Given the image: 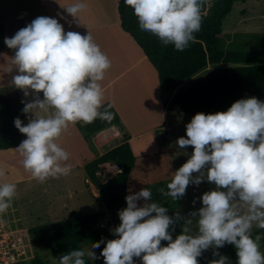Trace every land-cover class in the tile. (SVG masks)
Instances as JSON below:
<instances>
[{"label":"rangeland","instance_id":"1","mask_svg":"<svg viewBox=\"0 0 264 264\" xmlns=\"http://www.w3.org/2000/svg\"><path fill=\"white\" fill-rule=\"evenodd\" d=\"M113 1L0 0V22L13 40L4 52L0 51V93H19L31 121L48 118L42 110V101L28 94L27 87L21 85L23 80L16 82L21 77L20 67L24 70L29 66L31 57L36 65L32 69L33 74L40 76L36 82L41 97L48 92L53 99L61 97L64 109L61 114L66 111L71 114L65 120L56 119L69 141L67 153L58 141L45 146L0 151L1 183H4L0 185V200L4 223L10 231H28L29 256H38L46 264L73 263L66 254L55 256L33 245L30 229L65 221L73 211L83 214L105 212V206L99 189L90 184L89 190L85 173L78 168L80 164L91 162L99 153L93 145V138L85 136L81 130L84 122L81 121L84 118L82 106L76 111L71 110L77 102L70 100L74 101L80 93H74L73 87L57 85L48 91L43 89L49 78L57 76L55 62L56 66L58 63L70 66L71 53L76 48H90L89 31L78 27L58 33L56 40L67 49V59L48 52L49 46L40 38L53 39V32L61 24L57 18L59 14L67 21L66 26H77L82 22L89 26L88 23L94 19V52L105 51L102 55L97 54L101 61L107 59L103 55L106 53L111 63L130 66L126 83L131 88L132 97L137 94L134 91L141 92L150 85L145 74L149 75L151 69L155 72L154 83L159 81L156 69L132 39L120 30L117 2ZM214 1L208 0V3ZM122 37L131 41L133 52L120 45ZM219 46L225 51L260 52L264 49V0L234 4L232 12L224 20ZM7 51L8 54L5 53ZM108 69L113 71L112 67L108 66ZM13 83L17 87H7ZM119 86L117 83L116 93ZM102 87L94 96V105L105 100V91L100 92L104 89ZM156 98L158 104L155 106L152 102L156 100L150 96L140 101L132 98L129 107L125 103L130 98L126 99L121 112L123 124L135 136L133 146L138 160L132 179L145 183L146 192L151 197L146 204H156L155 207L161 211L155 223L181 217L186 242L200 247L206 254L231 237L232 227L239 235L255 234L264 223V131L259 105L251 103L246 109L244 122L231 132L227 144L214 149L213 138L198 134L195 117L181 111L171 112L164 104L161 105L159 94ZM246 139H251L248 146L241 148ZM6 160H11L9 177L5 171L8 167ZM63 166L66 168L60 175L58 170ZM112 172L107 173L102 168L98 173L103 184L116 173ZM57 196L61 197L58 199ZM52 198L56 199L58 206L55 216L48 213L51 212ZM39 211L42 215H34ZM101 222L117 231L115 241L123 246L126 230L117 227L107 212ZM81 253L88 264H97L101 259L100 253L89 244L83 246ZM243 264H264V245L257 244L244 250Z\"/></svg>","mask_w":264,"mask_h":264},{"label":"trees","instance_id":"2","mask_svg":"<svg viewBox=\"0 0 264 264\" xmlns=\"http://www.w3.org/2000/svg\"><path fill=\"white\" fill-rule=\"evenodd\" d=\"M236 2L247 0H216L211 5L208 0H119L117 4L120 28L156 69L168 110L195 117L198 134L213 138L214 149L227 144L253 102L261 109L264 131V49L225 51L219 46L224 20ZM5 33L0 22V51L7 46ZM94 116L81 126L85 136L93 138L112 127L120 131L102 156L85 165L106 211H73L65 221L32 228L33 245L55 256L66 254L73 264H88L81 253L85 244L108 264H168L170 257L174 264H243L244 250L264 245V223L253 235H239L230 227L231 237L209 254L186 242L181 217L155 223L161 211L156 204H146L150 195L145 183L132 179L137 159L130 132L111 103ZM58 137L52 121H30L18 93H0V151L36 147ZM107 163L121 172L103 184L98 173ZM106 212L126 230L124 247L115 248L117 231L101 226ZM25 264L46 263L35 256Z\"/></svg>","mask_w":264,"mask_h":264},{"label":"crops","instance_id":"3","mask_svg":"<svg viewBox=\"0 0 264 264\" xmlns=\"http://www.w3.org/2000/svg\"><path fill=\"white\" fill-rule=\"evenodd\" d=\"M118 1L119 0H116L117 4H118ZM115 3H114V6H115ZM59 4H61V2ZM57 18L61 22V24L59 26V29L53 32V34H52L53 39L52 38H46V37L40 38L42 43L49 46L48 52H50V53L52 52L57 56L64 57L67 59L66 56L68 55V51L63 46L62 42L56 40V37H57L58 33L61 34L63 32L74 30L73 28H78V27H79L78 29H80L82 31H89L88 37L90 39V45L91 46L88 49H82L79 47L76 48V50H74L71 53L72 60L70 62H72V65H70V66H62L60 63H58V65L56 66V62L54 61L55 62L54 65L57 69V76L55 78H49V80L46 82V84L43 85V89L48 91L57 85L58 87H63V88L73 87L75 89L74 93H80L78 95V97H74V101L70 100V102H75V103L77 102L76 105L72 104V105H75L74 107H72V105H71L72 111H76L80 108V106H82V109H83L82 113L84 114V118L81 121L82 122L84 121L83 125L86 124L88 121L92 120L95 117L94 116L95 111L99 107H101L102 105H104L106 103H111L114 106V108L116 109V111L120 115L122 121H123V116H122L121 112L124 110V109H122V107L124 106L123 103L127 101L126 99L130 98L125 103V105L129 107L130 106V100L132 101V98H133V100L136 99L137 101H140V100H142V99L144 100L146 97L150 96L151 98H154L156 100V101L152 102V104L155 106L158 104L156 95L159 94V98L162 101L161 105L164 104L165 95L160 92V86L158 83L159 81L158 82L156 81V83H154L153 74H155V72L152 69H151L149 75L145 74V77L147 79L149 77V79H150V82H151L150 85L145 86L141 92L139 90L134 91L137 94L133 95V97H132V95H130V94H132L131 88L126 83L127 73L129 72L130 66H127V64H126V66H124V65L118 66V65L111 63L109 61L110 58H108L106 53H103V55H105V57L107 59H103L104 61H101V58L98 55H102V52H105V51L96 50L94 52V19L88 23L89 26L83 25V22L77 26H74V25L73 26H66L65 23L67 21L65 20V18L62 17V14H59L57 16ZM119 27H120V25H119ZM120 30H121V28H120ZM5 34H6V40L8 39L10 41L9 45H7V46H10L13 40L10 39L7 30H6ZM125 35H127V34H125ZM124 38L125 37L121 38V44L120 45L122 47L127 46L128 52H130V51L133 52V47H132L133 45L131 43H129L131 41H127ZM7 46L1 52H4L7 48ZM5 53L8 54L9 52L7 51ZM39 53L41 54L42 57L45 58L44 53H42L40 51H39ZM141 53H142V51H141ZM28 63H29V66H27L24 70H22L20 67L21 77L18 80H16V82L18 83L19 81L23 80L24 82H22L21 85H25L27 87L28 94L29 95L31 94L37 100L42 101V104H43L42 110H44V113L46 115H48L47 116L48 118H45V120H36V121H52L57 126L58 131H59V137L58 138L53 139V140H51V141H49L43 145L44 146L49 145L52 141H58L62 144V146H64L63 150H64V152L67 153V150H68L67 147L70 146L69 141L66 138L65 133L61 130L56 119L65 120V119L69 118L71 116V114L68 111H66L64 114H61L64 110L61 107L62 103H63L61 100V97L53 99L52 94L50 92H48L46 95L41 97V94L38 92L39 91L38 87H37L38 83L36 82L38 80V78H40V76L38 74H35V73L33 74V70H32L35 68L36 65L33 62L31 57H29ZM108 66L112 67L113 71H110L108 69ZM117 71L120 73L115 74V72H117ZM71 78H73V79H71ZM69 79H71V80H69ZM100 81H102L103 83H100ZM117 83L120 84V86L117 89V93H116L115 88H116ZM96 85H98V88ZM11 86L17 87L15 83H13L12 85H9L7 87H11ZM100 86L104 87V89H101L100 92L105 91V93H104L105 94V100H103L100 104L94 105L93 104L94 103V96L98 93L97 90L100 89ZM122 92H124V97H123ZM48 102H49V106H47ZM165 108H167L166 105H165ZM125 109H127V107ZM27 112H28V110H27ZM56 114L58 116H56ZM28 117H29V114H28ZM128 131H129V129H128ZM119 134H120L119 129L117 127H112L110 129H107V130H104V131L98 133L95 137H93V139H92L93 145H94V147L97 148L99 153L97 155H94V157L92 159L95 160L96 158L102 156L106 152L108 145L110 143H112L117 138V136ZM130 135H131V141L130 142H131L132 147L134 149L133 143H134L135 136H133V134H131V133H130ZM40 146H42V145H40ZM134 152H135V150H134ZM75 157L77 159V156H75ZM76 159L74 158V160H76ZM4 162H7L8 167L5 168V171H6V176L9 177L10 172L12 170L11 165H10L11 160H6ZM0 164H2L1 161H0ZM65 168H66V166L60 167L58 170V173L61 175L64 172L63 170ZM78 168L83 169V172L85 173V183L89 185V186H87V185L86 186L90 190V188L92 187L93 184L87 178V174L85 171V164L84 165L80 164ZM101 168L106 169L107 173L110 172L111 174L113 173L112 170L115 171L116 173H114L113 176H115L116 174L121 172V169L118 166L110 164V163L102 165ZM41 174L42 173H40L39 175H41ZM98 176H100V175L98 174ZM113 176L111 175L110 177H113ZM1 180H2V172H1V166H0V185H3L4 183H1L2 182ZM7 180H9V179H7ZM90 184H92V185H90ZM93 187H94V185H93ZM94 196H96V195L94 194ZM60 197L57 196L58 199ZM54 200H56V199L52 198L51 202H50L49 211H51V212H48L49 216H55L56 215L55 211H57L58 206H57V202ZM34 215L40 216V215H42V213L39 211V212L34 213Z\"/></svg>","mask_w":264,"mask_h":264},{"label":"built area","instance_id":"4","mask_svg":"<svg viewBox=\"0 0 264 264\" xmlns=\"http://www.w3.org/2000/svg\"><path fill=\"white\" fill-rule=\"evenodd\" d=\"M10 41L7 39L5 41L6 45H9ZM2 202L0 201V264H25L32 257H30V250L28 249L29 238L28 231L22 230H13L10 231L4 223L3 214H2ZM102 227L108 226L101 223ZM114 227V226H112ZM28 240V243L26 241ZM115 248L117 246L116 241ZM126 243H123V247ZM124 253V252H123ZM173 257H170V262L168 264H174L171 260ZM97 264H108L107 261H98Z\"/></svg>","mask_w":264,"mask_h":264}]
</instances>
